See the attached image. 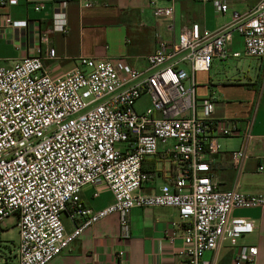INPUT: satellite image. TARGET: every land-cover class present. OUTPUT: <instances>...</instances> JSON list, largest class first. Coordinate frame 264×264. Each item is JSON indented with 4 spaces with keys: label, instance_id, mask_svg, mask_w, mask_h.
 Listing matches in <instances>:
<instances>
[{
    "label": "built area",
    "instance_id": "obj_1",
    "mask_svg": "<svg viewBox=\"0 0 264 264\" xmlns=\"http://www.w3.org/2000/svg\"><path fill=\"white\" fill-rule=\"evenodd\" d=\"M196 1L210 3L219 14L228 10L223 0ZM77 2L91 6L86 0ZM16 5L17 0H0V8ZM67 6L56 3L51 33H67ZM148 7L153 17L172 20V6L148 0ZM43 9L42 3L34 6L36 12ZM26 27V21L9 14L0 17V36L7 29ZM234 34L242 38L245 56L264 57V0L245 13H234L216 31L200 32L193 25L171 45L159 41L143 71L124 59L79 58L72 71L52 76L43 62L55 59L54 49L45 56L41 51L25 56L8 68L0 65V222L17 219L18 264H50L83 231L114 214L119 239L126 243L134 208L177 211L172 225L185 228L177 253L184 264H213L204 260L205 252H216L224 242L236 246L253 232L252 222L230 213L264 207V195L221 191L206 159L218 154L217 137L247 139L249 132L234 120H210L214 97L198 104L195 91V74L208 72L214 58L229 56L226 48ZM144 96L150 107L137 112L136 102ZM160 147L179 171L156 193L143 194L152 177L143 164ZM230 156L235 166L246 158L243 148ZM85 186L108 189L111 204L98 211L87 208L80 198ZM64 212L76 222L70 235L61 223ZM125 254L120 250L116 257L125 260ZM256 256L255 247L240 246L232 263L254 264Z\"/></svg>",
    "mask_w": 264,
    "mask_h": 264
},
{
    "label": "crops",
    "instance_id": "obj_2",
    "mask_svg": "<svg viewBox=\"0 0 264 264\" xmlns=\"http://www.w3.org/2000/svg\"><path fill=\"white\" fill-rule=\"evenodd\" d=\"M85 1V0H84ZM91 6L84 8L80 2L68 3L66 9V34L51 33V19L56 3L53 0H17L10 9L0 8V17L9 14L13 20H24V29H7L0 36V58L4 67H11L25 56H35L41 51L55 50L54 60H44V68L52 76L72 71L79 58L114 62L124 59L130 67L143 71L146 57L152 54L159 41L171 45L184 29L197 25L200 32L216 31L232 21L234 13H245V0H223L228 10L216 13L210 3L196 0H159L160 6H172L173 17L155 18L148 7V0H86ZM42 3L44 9L36 12L34 6ZM229 56L214 58L208 72L195 74L196 98L209 96L215 99L210 120H234L249 138L217 137L218 154L209 159L210 172L221 191L238 190L247 196L264 195V57L250 58L243 54L242 38L233 35L226 48ZM10 52V53H9ZM239 53L238 58L231 54ZM243 55L251 59L243 81H214L219 68L230 61L237 62ZM239 64V63H238ZM184 69L189 72V67ZM198 101V102H199ZM199 104V103H198ZM198 116L202 117L198 108ZM243 148L246 158L238 166L231 153ZM159 153L147 159L143 171L152 175L143 186V194H153L168 184L179 171V165ZM261 168V170H259ZM98 195L95 197L94 194ZM84 205L98 211L112 202L111 192L104 187H83L80 194ZM231 218L252 222L251 234L240 238L236 246L222 243L216 252H205L204 260L213 264H233L236 249L253 246L257 249L254 264H264V207L234 209ZM64 233L70 235L75 223L68 212L61 216ZM178 220L174 208H134L129 214L130 238L126 243L119 239L118 216H108L83 231L50 264H184L177 256L183 246V225L174 227ZM19 231L17 219L0 222V264H18ZM126 251L125 260L116 253Z\"/></svg>",
    "mask_w": 264,
    "mask_h": 264
},
{
    "label": "rangeland",
    "instance_id": "obj_3",
    "mask_svg": "<svg viewBox=\"0 0 264 264\" xmlns=\"http://www.w3.org/2000/svg\"><path fill=\"white\" fill-rule=\"evenodd\" d=\"M259 1L260 0H245L248 7H252L254 4H256ZM241 56L242 57L240 59H238L237 62L230 61L226 65L223 64L222 67L219 68L218 74L216 75V78L213 80L226 82V80L229 78V79H232L234 82H237L238 80L243 81V76L245 75V72L247 70H249L247 68H248V66L251 65L252 60L245 58L243 55H241ZM3 59L4 58H0V65H2V66L5 65L4 64L5 62L3 61ZM185 69H187L186 66H185ZM241 70L244 72V75L242 74V72H240ZM149 107H150V99L147 96H144L141 99H139L135 105V109L137 112L145 111ZM12 218L13 217H9V218L4 219V220L10 221V220H12Z\"/></svg>",
    "mask_w": 264,
    "mask_h": 264
},
{
    "label": "trees",
    "instance_id": "obj_4",
    "mask_svg": "<svg viewBox=\"0 0 264 264\" xmlns=\"http://www.w3.org/2000/svg\"><path fill=\"white\" fill-rule=\"evenodd\" d=\"M55 3L57 2H61V1H65V2H72V1H76V0H53Z\"/></svg>",
    "mask_w": 264,
    "mask_h": 264
}]
</instances>
